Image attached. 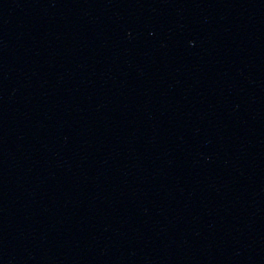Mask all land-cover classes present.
<instances>
[{
  "label": "water",
  "instance_id": "obj_1",
  "mask_svg": "<svg viewBox=\"0 0 264 264\" xmlns=\"http://www.w3.org/2000/svg\"><path fill=\"white\" fill-rule=\"evenodd\" d=\"M0 264H264V0H0Z\"/></svg>",
  "mask_w": 264,
  "mask_h": 264
}]
</instances>
